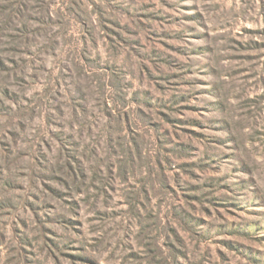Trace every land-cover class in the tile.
<instances>
[{"label":"rangeland","instance_id":"rangeland-1","mask_svg":"<svg viewBox=\"0 0 264 264\" xmlns=\"http://www.w3.org/2000/svg\"><path fill=\"white\" fill-rule=\"evenodd\" d=\"M0 264H264V0H0Z\"/></svg>","mask_w":264,"mask_h":264}]
</instances>
